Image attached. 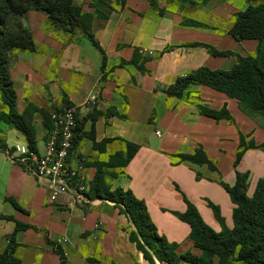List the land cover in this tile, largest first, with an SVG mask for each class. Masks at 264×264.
<instances>
[{
    "label": "crops",
    "instance_id": "1",
    "mask_svg": "<svg viewBox=\"0 0 264 264\" xmlns=\"http://www.w3.org/2000/svg\"><path fill=\"white\" fill-rule=\"evenodd\" d=\"M93 0H78L92 17L91 28L106 55L93 45L82 30L72 38L46 23L44 10H32L26 23L32 30L36 50L18 51L11 69L17 94V110L29 104L52 112L63 106L78 109L70 161L81 166L90 187L96 162H106L117 152L127 156V144L139 145L135 155L119 168H106L112 188L130 189L144 200L158 233L177 244V253L200 255L190 238L191 227L174 212L192 202L204 221L215 231L222 229L210 203L220 209L232 228L235 204L220 179L236 182L234 161L240 132L257 144L264 143V119L248 115L235 98L202 84L186 88L182 98L169 96L167 88L177 78L206 66L231 70L237 55L214 56L197 43L239 55L252 53L255 39L237 40L230 30L236 12L248 0H113L108 19L96 27L98 8ZM255 0L253 4H262ZM102 10V9H101ZM105 12V11H104ZM138 52V67L132 63ZM142 60V61H141ZM95 96L92 101L91 97ZM197 104L226 108L234 121L215 120L200 113ZM40 112H36L35 119ZM4 123V122H0ZM6 124V123H4ZM0 126V253L9 244L16 222L30 225L16 233L14 255L22 264H61L60 256L47 240L58 243L66 264H149L135 242L128 217L104 198L79 200L72 193L50 198L49 189L21 165L10 160L5 149L26 141L16 128ZM158 132V133H157ZM45 140L37 136V148ZM202 146L216 169L182 161L178 153L193 154ZM250 172L249 195L264 177V149H248L238 164ZM88 191V190H87ZM13 217V219H10ZM156 264L160 262L155 257ZM179 264H193L181 260Z\"/></svg>",
    "mask_w": 264,
    "mask_h": 264
},
{
    "label": "trees",
    "instance_id": "2",
    "mask_svg": "<svg viewBox=\"0 0 264 264\" xmlns=\"http://www.w3.org/2000/svg\"><path fill=\"white\" fill-rule=\"evenodd\" d=\"M119 1L122 4L125 3L124 0ZM166 1L168 3L181 2L191 6L200 3L193 0ZM254 1L248 0V7L234 14V23L230 30L232 36L239 41L255 39L257 46L254 53L244 56L232 51H219L211 45L195 44L205 46L214 56L237 55V62L231 70L227 71L212 70L201 66L177 78L173 84L168 86L169 96L182 98L186 88L190 85L202 84L223 92L230 98L237 99L243 111L248 115L254 117L256 114H261L264 116V3L255 5ZM92 4L98 8V17L109 18V15L104 12L108 4L106 0H93ZM150 5L158 12H162L154 0H150ZM32 10L46 11V23L52 29L67 33L70 38L76 31L82 30L93 45L102 51L103 68L106 55L93 34L92 17L83 11L82 5L76 0H0V96L3 103L8 106V111L0 110V122L22 132L26 137L24 143L30 148H37V136L31 119L34 118L36 112H40L51 129L53 127L51 112L29 104L20 113L17 110V94L11 78V67L16 53L36 50L32 30L24 23L27 13ZM139 59L138 52H136L131 61L142 68L143 62L140 63ZM197 106L200 113L215 120L234 121L226 108L213 109L203 104H197ZM6 147L5 144L0 146V148ZM253 148L264 149V143L257 144L253 139H248V135L240 132L239 147L234 161L236 182L229 185L220 179V183L235 204L232 228L226 225L220 209L212 203L210 206L222 226L219 232L204 221L196 206L187 198H185L186 211L174 212L180 220L190 225V238L201 250L200 255L190 252L178 254L177 244L169 242L158 233V228L152 221L144 200L137 198L130 189L120 186L112 188L107 180L106 168H119L118 174H121L126 163L139 149L138 144L128 142L126 157L124 153L117 152L106 162H96L94 164L96 173L86 195L91 199L104 198L113 202L120 212L128 217L133 226L129 230L130 239L136 243L149 264H156L155 257L167 264H179L181 260L193 264H264V177L258 180L254 193L249 195L250 172H241L237 169L245 152ZM176 156L182 161H190L199 165L206 164L210 169H216V165L209 159L202 146L196 148L193 154L178 153ZM0 217L5 216L0 215ZM29 226L16 222V229L10 235L8 246L0 253V264H22L14 255L15 238L18 230ZM47 240L60 256L61 264H66L67 259L62 247L54 241Z\"/></svg>",
    "mask_w": 264,
    "mask_h": 264
},
{
    "label": "built area",
    "instance_id": "3",
    "mask_svg": "<svg viewBox=\"0 0 264 264\" xmlns=\"http://www.w3.org/2000/svg\"><path fill=\"white\" fill-rule=\"evenodd\" d=\"M91 100L94 101L95 96ZM78 113L76 106H63L51 112L53 127L43 150L30 148L26 143L5 149L12 162L21 165L49 189L52 200L62 193H72L77 199L86 200L89 187L82 176V167L70 161Z\"/></svg>",
    "mask_w": 264,
    "mask_h": 264
},
{
    "label": "rangeland",
    "instance_id": "4",
    "mask_svg": "<svg viewBox=\"0 0 264 264\" xmlns=\"http://www.w3.org/2000/svg\"><path fill=\"white\" fill-rule=\"evenodd\" d=\"M76 1L78 2V0H76ZM106 1L108 2V4H107V6H105L106 8H104V11L108 12L110 10V6H109L110 5V1H113V0H106ZM117 1H119V0H117ZM151 7L154 8L153 6H151ZM102 19L103 18L101 16H99V18L97 20H95L96 21V23H95L96 27H100V26H102L104 24ZM24 23H25V25L27 24L26 21ZM254 51L252 53H250V54H253ZM14 62H15V59L13 60L12 67L14 65ZM12 67H11V69H12ZM0 110L8 111V106H6L3 103L2 99H1V96H0ZM47 111L50 112L49 110H47ZM254 117H257V118H259L262 121L264 119V116L261 115V114H256V116H254ZM31 122H32V125L34 126V129H35V132H36V136H38V134H39L40 137H42L46 141L49 138V136H50V131H51L52 128L49 129V127L47 126V122L45 123L44 116L42 114H40L38 119H35V118L32 117ZM0 126H4L5 127L7 125L4 124V123H0ZM107 177H108L109 180L113 179L111 173L108 174Z\"/></svg>",
    "mask_w": 264,
    "mask_h": 264
}]
</instances>
